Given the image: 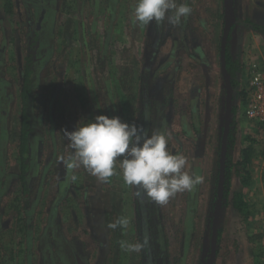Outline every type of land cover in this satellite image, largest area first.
Instances as JSON below:
<instances>
[{"label":"rangeland","instance_id":"obj_1","mask_svg":"<svg viewBox=\"0 0 264 264\" xmlns=\"http://www.w3.org/2000/svg\"><path fill=\"white\" fill-rule=\"evenodd\" d=\"M11 1L8 15V0H0V264H204L224 116L222 0H178L192 8L178 26L133 24L135 0H43L40 20L39 0ZM233 7L241 23L230 52L241 61L240 90L252 64L264 67V33L253 28H264V0H233ZM34 26L42 33L32 67L36 130L24 194L18 91ZM98 115L119 116L149 135L166 132L168 150L183 154L186 171L202 182L157 204L138 197L118 166L107 182L82 166L67 168L60 159L71 151L64 131ZM236 136L234 161L252 149L242 188L250 216L241 224L230 209L223 212L215 264H264V129L244 118ZM232 184L241 188L237 178ZM121 216L127 228L107 227ZM122 241L142 247L129 251Z\"/></svg>","mask_w":264,"mask_h":264},{"label":"clouds","instance_id":"obj_2","mask_svg":"<svg viewBox=\"0 0 264 264\" xmlns=\"http://www.w3.org/2000/svg\"><path fill=\"white\" fill-rule=\"evenodd\" d=\"M192 12L187 3L178 0H135L131 13L133 24H157L167 20L178 26L182 18ZM68 148L60 159L69 169L83 167L102 182L116 175V168L124 183L137 189L157 204H165L177 193L191 191L203 178L186 171L188 160L183 154H173L167 148L168 135L159 129L151 135L136 124L122 121L119 116L98 115L92 121L79 122L75 130L64 131ZM74 178V177H73ZM129 220L119 217L108 228H127ZM129 251H139L141 244H126Z\"/></svg>","mask_w":264,"mask_h":264},{"label":"trees","instance_id":"obj_3","mask_svg":"<svg viewBox=\"0 0 264 264\" xmlns=\"http://www.w3.org/2000/svg\"><path fill=\"white\" fill-rule=\"evenodd\" d=\"M223 3V0H222ZM233 4V0H232ZM14 3L11 0H8V2L4 5V11L6 14L11 15L14 14L13 10ZM39 10H38V16L37 18H41V12L43 11L44 4L43 0H39ZM224 12V7H223ZM236 19V18H235ZM37 20V19H36ZM40 20V19H39ZM237 20V19H236ZM222 22L224 26V13L222 14ZM239 24L232 25L229 35L227 37L226 45H225V63H226V70L230 76L231 79V85L234 90L233 94V106H232V120L230 124L229 134L227 137L226 142V159H225V176H224V188H223V198L221 203V212L220 217H222L223 212L226 209H230L233 214H236L238 217H240L241 224L245 221H247L248 217L250 216V213L247 210V202L244 199V194L242 191V188L247 186L249 181V171L248 167L250 165L251 161V153L252 149L251 147H248L246 149H242L239 153V157H237V160L234 161L233 159V151L236 146L237 136H236V130H237V124L242 119L245 118L244 116V109L247 102V92H246V84L241 87L240 90H237L238 88V82H236V78H238V75L241 74V61L238 56L232 55L230 52V39L232 36V32L238 27ZM256 30H261L264 33V28L253 26ZM223 32V30H222ZM42 33V29H38L37 26H34V29L32 30V36L27 44V55L25 57V65H24V72H23V78L20 83L19 88V97H20V122H19V128H18V137H19V156H20V163H19V173L18 178L21 182V185L24 190V194L27 193L28 188L26 186L27 184V178L29 176V166H30V160L29 157H26V154L30 150L31 147V141H32V135L35 133V126L34 124V112L33 110L35 106L33 105V91L35 82L31 79L33 75V64L35 62L36 55H34L37 47V42L40 34ZM222 39V38H221ZM221 46V44H220ZM224 84V83H223ZM224 94L225 89H224ZM225 95H224V108H225ZM258 129L263 128L264 125H257ZM222 134H223V127L220 130V135L218 138V145H217V158H216V170L214 172V175L212 174V185H213V201H212V216L208 220V225L210 228V236L212 234V219H213V212H214V203L216 200V194H217V183H218V175H219V154H220V148H221V140H222ZM244 141L252 144L254 141L250 137H246L243 139ZM237 178L239 180V183L241 184V188L239 189H232V178ZM190 214L193 215V207H191ZM220 217L217 227V249H216V256L219 252L220 247V238H221V224H220ZM190 219V218H189ZM243 221V222H242ZM146 253V251H145ZM210 253V251L208 252ZM74 254L73 256H75ZM77 258V257H76ZM206 260V259H205ZM204 260V261H205ZM76 264H79L78 260H76ZM203 264V263H202Z\"/></svg>","mask_w":264,"mask_h":264},{"label":"water","instance_id":"obj_4","mask_svg":"<svg viewBox=\"0 0 264 264\" xmlns=\"http://www.w3.org/2000/svg\"><path fill=\"white\" fill-rule=\"evenodd\" d=\"M223 7H224V12H223L224 26H223L221 46H220V69H221V76L224 81V89L226 95H225V108H224V116H223V134H222L221 148L219 154V175H218V183H217V194H216V201L214 205V212L212 219L210 253L205 264H215V259H216L217 227L221 212V203H222L223 188H224L223 186H224V176H225L226 142L232 120L234 90L231 85L230 76L226 70L225 45L232 25L241 23L240 21L235 19L232 0H223Z\"/></svg>","mask_w":264,"mask_h":264},{"label":"built area","instance_id":"obj_5","mask_svg":"<svg viewBox=\"0 0 264 264\" xmlns=\"http://www.w3.org/2000/svg\"><path fill=\"white\" fill-rule=\"evenodd\" d=\"M246 92L245 119L255 125H264V67L261 65H251Z\"/></svg>","mask_w":264,"mask_h":264},{"label":"crops","instance_id":"obj_6","mask_svg":"<svg viewBox=\"0 0 264 264\" xmlns=\"http://www.w3.org/2000/svg\"><path fill=\"white\" fill-rule=\"evenodd\" d=\"M255 56H256V55H255ZM250 59H251V61H252V60H254V57H253V55H251V56H250Z\"/></svg>","mask_w":264,"mask_h":264},{"label":"flooded vegetation","instance_id":"obj_7","mask_svg":"<svg viewBox=\"0 0 264 264\" xmlns=\"http://www.w3.org/2000/svg\"><path fill=\"white\" fill-rule=\"evenodd\" d=\"M206 262V261H205ZM205 264V263H204Z\"/></svg>","mask_w":264,"mask_h":264}]
</instances>
